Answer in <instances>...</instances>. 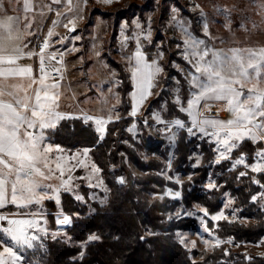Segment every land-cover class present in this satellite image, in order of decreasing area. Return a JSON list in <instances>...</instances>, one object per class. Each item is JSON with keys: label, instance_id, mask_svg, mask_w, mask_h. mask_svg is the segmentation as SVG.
I'll return each mask as SVG.
<instances>
[{"label": "rangeland", "instance_id": "obj_1", "mask_svg": "<svg viewBox=\"0 0 264 264\" xmlns=\"http://www.w3.org/2000/svg\"><path fill=\"white\" fill-rule=\"evenodd\" d=\"M164 1L165 0H156V4L158 5L157 9L154 11H146L143 17L134 19L140 23V29H137L135 24H133L134 20L131 24L123 22L122 25H126L123 28V34L121 25L114 46L111 45L109 47V52L110 56L124 64L131 74V68L134 66V59L131 60L130 63L129 58L133 56L137 48V40H139L140 49L145 53L146 57V50L148 49L147 52L151 54L152 60L156 59L159 65L163 68V72L158 74L154 82L155 87L152 89L153 94L141 102L142 105H144L143 108H140V111H138L136 107L137 110L135 114L131 112L130 116L133 117L135 122L127 129V131L133 135L136 141H141L143 129L146 130V147L143 152L139 153L143 158L142 160L144 162H149L151 157H155L156 160L165 165L164 172H159V176L165 177L166 180L171 182L175 181L182 186L184 182H187L191 178V175L180 173L172 176L170 169L172 167L174 150L177 147L178 134L180 131L187 130L186 128L175 127L172 123L175 120L170 122L165 121L163 119V114L167 109V101H172L178 107L179 112L188 117L186 112L180 111L181 104L176 103V97L179 96L183 107L186 108L187 100L191 98L192 92L195 91L190 84L191 74L194 73V69L192 64L184 58L186 45L183 41L188 39L186 33L205 41V45H202L201 49L207 47L210 50V55L206 59H211L212 50L224 52L228 55L232 54L230 52L231 49H252L258 52L260 49L264 48V8L261 7V5H264V0H181L184 8L181 5L178 7L175 4V0H166L165 7L162 9L160 6ZM95 2L101 12L113 10L116 4L121 5V0H108L107 3L103 2V0H95ZM130 2L142 4V0H130ZM85 7L84 0H72L71 12L68 11L66 4L60 5L59 8H52L51 11H49V8L45 9L43 17H48L50 13L56 16L57 10L61 15H57V18L46 20V22L50 21V24H52L44 30L41 36L42 38L36 42L37 45L35 52H38V44L42 39L51 41L54 38H59L58 45L53 47L52 50L63 52L64 54L60 56V61H64L54 63L55 61L53 59L46 58L45 60V67L49 72V79L56 80L58 84V87L54 89V91L59 94L58 99L60 100L56 111L63 114V119L77 117L82 118L87 124H93L95 130L103 139L108 131V126L119 120L117 115L119 117L120 114V93L118 92L120 80L118 78L117 70L109 65L107 57H104L103 55L105 50L104 45L106 42L109 43L111 38L109 25L99 16L95 17L92 21L85 20ZM166 9L167 12L163 13ZM173 9H176L177 11L174 12ZM185 10L190 13V15L186 14ZM90 14H93V9L90 11ZM81 15L83 17L82 19L75 20L76 32H70L69 28H71L72 25L68 24L69 19ZM193 16L196 17L195 21L199 27V34H195L193 31ZM173 17H175V20H173ZM89 22H92V25L86 29ZM66 24H68V28L64 26ZM205 24L207 25V35H205ZM49 30L52 32L51 37L48 36ZM149 32L151 34L150 39L147 38ZM76 36H79L80 38L75 39ZM125 36L128 37L127 40H125ZM150 48H153V51H150ZM47 51L50 52V47ZM97 53H99V55H97ZM160 53H162V57L159 55ZM45 56L48 57L49 55L45 54ZM89 62V67H86L85 65ZM54 74H58L59 78H54ZM175 74H178V76ZM225 75H230L227 70L225 71ZM235 87L239 88L240 86L235 85ZM250 88L264 90V73L259 77H256L253 74L249 79L244 81V88L242 91L245 96H247L248 89ZM132 93L133 92H131L130 96L133 100V104H135ZM184 93H187L186 97H184ZM156 99L160 100L161 103L159 106L153 107L151 103ZM203 104L204 102H201L199 111L208 119L215 117V115L220 113L222 108L218 107V105L215 107L214 104L209 103L211 106L210 110L205 111V108H202ZM147 109H151L152 112L146 114ZM157 115L165 123H159L155 118ZM222 115L223 116L219 118L220 120L226 122L230 119L228 115L226 116L223 113ZM86 117H93V119H86ZM109 117H111L110 120L108 119ZM95 118H103L105 120L103 131L98 130ZM188 118L189 120L185 124L190 126L191 118ZM63 119L57 121L55 126L60 124ZM160 125H168L170 128L162 135V142L156 144L154 139V129ZM50 129L51 128L45 129L43 133L45 137L44 145H51L53 149L49 153L50 163L52 164V167L55 168L57 158H62L59 162L64 166L65 173L63 177H59V173H57L59 179H53L46 183H51L55 186L61 181L68 182V190L61 188L59 191L60 204L62 194L67 193L74 197L78 203L88 205L91 212H95L94 204L100 206L107 205L109 202V188L106 186L101 170L93 161L90 151L88 149H83L71 152L61 146H58V148L62 151H58L57 146L51 144L47 137V132ZM33 131L38 132L39 129ZM191 137L196 138L199 143L207 142L213 144L212 142H215V137H201V134L198 131L196 132V135H192ZM252 143L253 145L257 144V142ZM159 145H162L163 149L168 148L166 157L163 158V156H160L157 153L148 155L149 149ZM216 145L213 144L215 157ZM240 145L233 150H237ZM260 148L264 149V145ZM260 148H257L255 151L252 163L247 161V157L244 154H239L236 158L232 157L233 150L232 152L227 153L228 159H221L219 163H216L215 160V163L221 164L222 162L230 161L232 169L240 167V172L247 173L245 176L249 177L252 175V183L254 179L260 181L258 176H261L262 179L264 173H253L250 168L245 167V164L251 165L260 161V158L256 155V153L261 150ZM217 155L219 158L218 151ZM242 156L245 159V164H236V160ZM204 157L203 150L197 145L191 156V158L194 159V167L200 166L204 161ZM78 161L81 163H78ZM93 166L98 168L99 171L94 172ZM68 169H71V171H68ZM134 172L141 176L147 175V173L139 172L137 169H135ZM209 183L216 184V179L213 174H211L208 181L204 184L208 190L212 191L213 189L207 187ZM260 183L262 184L261 181ZM254 185L261 190L258 193H253V195H257L258 197V201L254 203L258 204L259 207L260 205L264 206V200H259V194L264 192V189L256 183H254ZM176 192L180 193L179 197L174 196ZM10 195L9 186V202L6 203V206L11 205L16 207L10 203ZM49 195L54 196L55 193L49 192ZM165 196L172 201H179L182 194L180 190L167 188ZM77 197L80 198L77 199ZM156 197L157 196L153 195L148 198L152 201ZM224 198L223 210L215 215H205L204 210L206 209L199 205H196L193 209L186 210L185 212L183 210L175 212V218H193L199 223V231L197 233H178L179 240L186 249L212 251L213 247L221 246L224 243V241L208 227L209 220H212V222L216 224L224 220L231 222L238 221L240 224L244 225L257 223L252 222V219L250 220V218H240L237 216L236 211L238 210L235 208V201L230 197L229 193H226ZM51 202L56 201L54 198L45 199L41 204L30 205L28 208L22 209L27 211L23 214L13 213V215H11L3 212L1 210L2 208H0V214L9 216V218H33L31 215L27 214L37 213L38 215L35 218L39 219L41 227H44L47 230V235H44L43 238L48 235H55L54 237H57L59 236L58 232L56 230L53 232L50 229L51 224H49L46 213H43L48 208L47 204ZM60 204L58 205L59 207L61 206ZM221 213V219H212L213 216H218ZM64 215L70 217V223L58 224L57 219L62 218ZM54 217L56 223L61 229H66L73 223L72 216L61 209L55 212ZM201 220H203V223H201ZM2 226H6V222H0V227ZM218 241L219 243L217 244ZM237 248L239 249V247L233 246V249ZM241 254L246 256L248 261H251L253 257L264 259V236L261 241L257 243H243ZM197 260V257H194V261Z\"/></svg>", "mask_w": 264, "mask_h": 264}, {"label": "trees", "instance_id": "obj_2", "mask_svg": "<svg viewBox=\"0 0 264 264\" xmlns=\"http://www.w3.org/2000/svg\"><path fill=\"white\" fill-rule=\"evenodd\" d=\"M165 2L166 0L160 6L162 9ZM120 3L121 5L116 4L111 11L101 12L95 0H87L84 12L85 20L92 21L99 16L109 25L111 38L109 43L104 45L103 55L107 57L109 65L117 70L120 80L119 120L108 126L103 139L93 124H87L77 117L63 119L58 126L47 132L50 143L55 146H61L71 152L83 149L90 151L109 188V202L105 206L94 204L95 212H91L88 205L78 203L67 193L62 194L60 207L56 202L48 203V208L43 213H46L51 224L50 229L53 232L56 230L59 236L44 237L38 242L43 244L42 248L22 250L23 264H264V259L253 257L248 261L246 256L241 254L243 243H257L264 236V206L259 207L251 200L253 193L261 190L252 183V175L240 177V167L232 169L230 161L216 164L213 144L199 143L185 130L178 134L170 169L172 176L180 173L191 175L182 186L159 176V172L165 170L162 162L155 157H151L149 162H144L139 155L145 150L147 133L143 129L141 141H136L127 131L135 122L130 116V94L133 91L131 74L124 64L110 56L109 47L114 46L123 22L131 24L134 19L143 17L146 11L157 9L158 5L156 0H142V4L121 0ZM175 4L184 8L181 0H175ZM92 9L93 14H90ZM166 12L167 9L163 13ZM186 14L190 15L187 11ZM195 18H192V27L194 33L199 34ZM90 25L92 22L87 24L86 29ZM147 50V58L151 62L152 56ZM149 50L153 51V48ZM89 65L90 62L85 66ZM186 96L187 93H184V97ZM160 103L161 101L156 99L151 105L155 107ZM146 111V114L152 112L151 109ZM163 119L168 122L180 119L185 123L189 120L185 114L179 112L172 101H167ZM197 145L201 147L205 157L200 166L194 167V159L191 156ZM261 146V142L253 145L252 142L245 141L232 153V157L244 154L247 161L252 163L255 151ZM162 147L159 145L149 149L148 155L157 153L163 158L166 157L168 148ZM135 169L147 175L136 174ZM211 174L215 177L217 185L212 191L204 186ZM120 177H124L123 184L118 183ZM258 178L264 184V175L262 179L261 176ZM167 188L180 190L181 199L172 201L167 198ZM226 193L235 201L237 216L250 218L258 224L244 225L238 221L225 220L216 224L209 220L208 227L224 243L213 247L212 251L186 249L179 240L178 233H197L199 223L193 218H175V212H185L199 205L205 208L209 215L218 214L224 208ZM153 195L157 197L151 201L148 197ZM60 209L72 216L73 223L66 229H61L55 221V212ZM1 210L9 214L27 212L11 205ZM90 236H97L99 239H89ZM0 239H6L2 232ZM233 246L239 249H233ZM194 257L198 260L194 261Z\"/></svg>", "mask_w": 264, "mask_h": 264}, {"label": "snow or ice", "instance_id": "obj_3", "mask_svg": "<svg viewBox=\"0 0 264 264\" xmlns=\"http://www.w3.org/2000/svg\"><path fill=\"white\" fill-rule=\"evenodd\" d=\"M86 2L87 0H84L85 6ZM103 2L107 3L108 0H103ZM52 3L60 5L61 0H52ZM48 7L51 11V6ZM67 7L71 12L72 0H68ZM261 7L264 8V5ZM23 9L26 13L32 10L31 0H24ZM173 11L177 10L173 9ZM57 15H61L58 10ZM82 18L81 15L69 19L68 24L72 25L69 28L70 32H76L75 20ZM25 20L28 21L27 16H25ZM18 22L19 17L14 16H7L6 19L0 20V208L5 207L9 202V186L10 203L17 208L26 209L30 205H38L45 199L53 198L59 205V191L61 188L68 190V182L61 181L55 186L46 182L63 177L65 168L59 162L62 158H57L55 168L52 167L49 153L53 149L51 145H44L43 134L45 129L54 127L57 121L64 118L63 114L56 111L59 94L54 89L58 87V84L46 83L49 79V72L46 70L45 60L46 58L55 59L56 54L45 56V48L49 46L48 41L45 40L39 53L41 75L38 80L34 78L31 66H21L18 63L24 56L33 55L31 52L25 53L21 47L15 44V41L20 39L19 29L16 27ZM68 24L64 26L68 28ZM133 24L137 29L141 28L138 21L134 20ZM125 26L122 25V34ZM24 27L30 29L31 21H28ZM207 34V25L205 24V35ZM186 35H188V39L183 41L186 45L184 58L192 64L194 69L190 84L195 91L187 100L186 108L183 107L179 96L176 97V103L181 104L180 111L186 112L191 120L190 126L180 119H176L172 123L177 128H186L190 136L196 135L198 131L201 137H215L219 152L217 163H219L221 159H228L227 153L236 147V142L243 141L245 138L251 139L253 142L264 141V90L250 88L247 96L242 91L245 80L253 74L259 77L264 73V48L258 52L252 49H231V55L212 50L211 59H206L210 55V50L207 47L201 49V46L205 45V41L188 33ZM48 36H52L51 30H49ZM79 38V36L75 37V39ZM147 38H151L150 32ZM127 39L128 37L125 36V40ZM159 55L162 57V53ZM129 59L130 63L134 59V66L131 68L134 87L132 96L135 104H139L153 94L154 82L158 74L163 72V68L156 59L149 62L145 53L140 49L139 40H137V48L133 56ZM226 70L230 75H225ZM24 77L29 78L32 84L39 85L35 90L34 98L29 96L19 85L6 83L9 79ZM235 85L240 87L237 88ZM6 95L11 99H4ZM209 101L226 102L228 111L233 114L234 119L224 122L205 118L199 108L201 102H204L205 111L210 110ZM135 104L133 114L137 110ZM117 118H119L118 115ZM155 118L159 123H165L158 115ZM86 119H93V117H86ZM108 119L110 120L111 117ZM95 122L98 125V130L103 131L105 120L95 118ZM35 129H39V131H33ZM57 150L62 151L58 146ZM256 155L260 161L254 164H245L243 156L236 160V164H245V167L250 168L253 173H264V149L259 150ZM78 163L81 162L78 161ZM93 171L98 172L99 169L93 166ZM57 173H59V177ZM245 175H247L246 172L239 173L240 177ZM118 183L123 184L124 178H118ZM253 183L264 189V184H261L259 180L254 179ZM207 187L214 189L217 185L209 183ZM49 192L55 193V195L50 196ZM174 196L179 197L180 193L176 192ZM79 198L77 197V199ZM251 200L257 202V195H252ZM259 200H264V192L259 194ZM204 214L208 215L206 210H204ZM27 215H31L33 218H9V216L0 214V222H6V226L0 227V232L6 237V239H0V249H2L0 250V264H23L22 250L43 247V244L38 242L42 241L44 235H47V230L41 227L40 220L35 218L37 213H28ZM221 218L222 213L212 217L213 220ZM57 223L69 224L70 217L64 215L57 219ZM89 239H99V237L91 236ZM82 255L83 253H81Z\"/></svg>", "mask_w": 264, "mask_h": 264}, {"label": "crops", "instance_id": "obj_4", "mask_svg": "<svg viewBox=\"0 0 264 264\" xmlns=\"http://www.w3.org/2000/svg\"><path fill=\"white\" fill-rule=\"evenodd\" d=\"M31 3H32V10L26 13L24 12V9H23L24 0H0V20L6 19L7 16L19 17V22L16 24V27L19 29L20 39L15 41V44L21 47L25 53L31 52L33 53V55H31L30 57L24 56L18 63L21 66H31L33 69L32 75L34 78L38 80L41 73H40V56L37 54V52H35L36 45H37L36 42H38V40L42 38L41 36L44 30L52 24V23L50 24V21L46 22V20L57 18V15L55 16V15H52L51 13L48 15V17L47 16L43 17V13L45 9L49 8L48 7L49 5L51 6V8H59L60 5L62 4H66L67 6L68 0H61L60 5L53 4L52 0H31ZM25 16L28 17V21H31L30 29H25L24 27V25L28 22L25 20ZM25 45H27V47H25ZM6 83L19 85L23 90L27 92L29 96L33 98H34L35 90L39 87L38 84H32V81L27 77L9 79L8 81H6ZM46 83L51 84V83H57V82L56 80H53L50 78L46 81ZM29 85H31V87H29ZM9 90H12V89H9ZM133 91H134V87H133ZM21 95H23V92H21ZM4 99H11V98L6 95ZM59 101L60 100L58 99V104H59ZM131 101H132V112H133L134 104H133L132 99ZM208 103L214 104L215 107L216 105H218V107L220 108L222 107L221 112L225 114L226 116L228 115L230 119H234L233 114L228 111L226 102L209 101ZM143 106L144 105H142V103L135 105L138 111H140V108H143ZM202 108H204V104L202 105ZM209 119H216V120L222 121L217 117H211ZM55 127H52V128H55ZM245 140L252 141L251 139H248V138H245L243 141ZM243 141L236 142L235 148H237ZM259 142H261L264 145V141H259ZM212 143L216 145V142H212ZM217 147L218 145H216V163L218 159V155H217L218 148Z\"/></svg>", "mask_w": 264, "mask_h": 264}, {"label": "built area", "instance_id": "obj_5", "mask_svg": "<svg viewBox=\"0 0 264 264\" xmlns=\"http://www.w3.org/2000/svg\"><path fill=\"white\" fill-rule=\"evenodd\" d=\"M46 39H42L40 42H39V44H38V52H37V54L39 55V53H40V49H41V47H43V45H44V41H45ZM58 43H59V38H54L53 40H51V41H48V44H49V46L47 47V48H45V54H47V55H50V54H53V53H55L56 54V57H55V59H53L55 62L54 63H60V62H63V61H60V56H62V54H64L63 52H61V51H54V50H52V48L53 47H56L57 45H58ZM50 47V52L49 51H47V49ZM53 77L54 78H59V75L58 74H54L53 75ZM223 115H222V112L220 111V113H218L217 115H215V117H217V118H221ZM170 128V126H168L167 125V127L166 126H157L155 129H154V132H155V135H154V139H155V142H156V144H159V143H161L162 141V135L164 134V133H166L167 131H168V129Z\"/></svg>", "mask_w": 264, "mask_h": 264}]
</instances>
